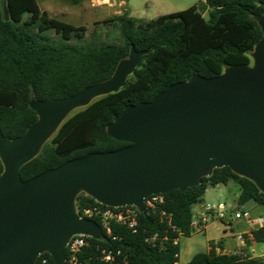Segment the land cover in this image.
Listing matches in <instances>:
<instances>
[{
  "label": "trees",
  "instance_id": "trees-1",
  "mask_svg": "<svg viewBox=\"0 0 264 264\" xmlns=\"http://www.w3.org/2000/svg\"><path fill=\"white\" fill-rule=\"evenodd\" d=\"M4 3L9 22L5 20ZM262 17L264 0H205L153 21L136 20L124 11L109 20L119 24L120 44L108 45L96 37L86 40L85 27L50 17L36 0H0V129L7 138L21 136L37 120L38 114L29 107L32 100L77 95L108 80L118 64L128 60L133 47L145 52L124 88L95 99L63 122L52 141L21 168L22 180L26 182L91 152L128 146L107 133V127L127 106L148 103L168 87L193 76L213 78L228 67L250 66V56L262 38ZM50 32L59 39L50 37ZM2 172L0 161V175ZM231 181L238 184L240 207L251 201L264 207V193L254 182L229 167L217 169L197 187L159 195L162 203L151 212L139 214L136 231L114 223L111 234L104 231L101 240L91 237L80 258L99 264L101 252L106 250L117 262L178 264L181 237L195 232L193 207L202 202L209 188ZM93 206L105 207L83 192L77 195L80 214ZM251 234L254 242L264 245V225ZM214 245L211 243L208 252L197 253L188 264H263L251 256L217 253ZM218 246L221 248L222 242ZM42 257L54 264L48 253H42L36 264Z\"/></svg>",
  "mask_w": 264,
  "mask_h": 264
},
{
  "label": "water",
  "instance_id": "water-1",
  "mask_svg": "<svg viewBox=\"0 0 264 264\" xmlns=\"http://www.w3.org/2000/svg\"><path fill=\"white\" fill-rule=\"evenodd\" d=\"M3 9L11 21L5 3ZM259 25L252 65L228 67L213 78L193 76L148 103L127 106L107 127L108 136L129 143L122 149L91 152L26 182L21 178V168L73 111L125 87L145 54L134 47L108 80L63 99L32 100L38 118L21 136L10 139L0 129V264H35L42 253L64 264L73 236L101 240L99 225L78 216L80 192L143 213L148 197L185 192L229 167L264 193V17Z\"/></svg>",
  "mask_w": 264,
  "mask_h": 264
},
{
  "label": "rangeland",
  "instance_id": "rangeland-1",
  "mask_svg": "<svg viewBox=\"0 0 264 264\" xmlns=\"http://www.w3.org/2000/svg\"><path fill=\"white\" fill-rule=\"evenodd\" d=\"M39 7L43 11H47L50 17L56 20L70 23L73 26L85 27L86 40L93 37L101 40L108 45L120 44L119 24L117 22H109L115 15L123 14L124 11L129 13L131 18L139 21H153L160 16L171 13H178L199 4L205 0H36ZM207 17V14H204ZM49 36L54 40H58V36L54 32H50ZM75 42H72L74 44ZM253 64V59H252ZM251 64V65H252ZM80 109L73 111L70 115H75ZM68 117V118H69ZM67 118V119H68ZM50 140L46 143L52 141ZM81 193V192H80ZM239 194L238 184L229 182L226 186L211 187L207 190L202 202L193 207L194 214L201 210V205L213 206L217 208L219 205L225 207L226 221L221 222L219 212L208 216L206 231L196 230L190 237L182 236L180 239V263L185 264L192 255L206 252L209 240L221 243L224 240H234L242 229L251 225L252 220L257 217L264 219V207L251 201L240 207L237 202ZM248 211L251 215L250 219L236 220V210ZM227 223H230L228 225ZM227 224V225H225ZM232 226V227H231ZM256 254L261 255L264 251V245L257 243L254 247Z\"/></svg>",
  "mask_w": 264,
  "mask_h": 264
},
{
  "label": "built area",
  "instance_id": "built-area-1",
  "mask_svg": "<svg viewBox=\"0 0 264 264\" xmlns=\"http://www.w3.org/2000/svg\"><path fill=\"white\" fill-rule=\"evenodd\" d=\"M162 201L163 200L161 196L159 195H152L148 197L145 201L144 212L153 211L158 204L162 203ZM102 206H105V205H102ZM216 212L220 213L219 218L221 222L224 223L226 221V215L224 214L225 207L223 205H219L217 208L210 206V205H207V206L201 205V210L194 214V220L192 222V227L195 229V231L203 230L205 226L204 224L206 223L208 219L207 217L208 216L213 217V213H216ZM77 213L81 219L93 220V222L99 225V227L103 230V232L106 231L108 234H111V226L114 223H117L133 231H136L139 225L138 218H139V214L141 213V211L135 206H124V207H118V206L116 207H111V206L94 207L93 206V207L84 209L82 211V214H80L77 209ZM161 215L168 218L165 212H161ZM235 218L236 220L250 219L251 215L248 211H243L240 209V210L235 211ZM227 224L229 225V223ZM257 224L260 226L264 225V219L258 218ZM91 237L92 236L90 235H84V234L73 236L67 243V246L65 249L64 264H91V262L88 259L83 260L80 258V254L83 252V250L90 245V242L88 239H90ZM235 238H236V242H238L242 248H245L249 246V243L252 244L254 242L253 236L251 233L250 234L241 233V234L236 235ZM66 251H67V254H66ZM216 251H218L219 253H223L222 249L219 248V246L216 247ZM101 253L102 255L99 258V264H128L126 259L121 262H117L114 255L111 252L102 250ZM252 253L253 254L251 255V257L260 259L262 263L264 264V251L261 255L256 254L255 251ZM233 254H235V256H240V257L246 256L243 253V250H240L239 252H235ZM48 261L49 260L47 258L42 257V259L39 261L38 264H49ZM92 264H95V263H92Z\"/></svg>",
  "mask_w": 264,
  "mask_h": 264
},
{
  "label": "crops",
  "instance_id": "crops-1",
  "mask_svg": "<svg viewBox=\"0 0 264 264\" xmlns=\"http://www.w3.org/2000/svg\"><path fill=\"white\" fill-rule=\"evenodd\" d=\"M43 11V10H42ZM47 12V11H46ZM229 184V183H228ZM227 184V185H228ZM239 194H240V190H239ZM239 194H238V196H237V198H239ZM258 218H262V217H257L256 218V220H252V222L253 223H251V225H249V227L247 226L246 228H244V229H242V231L239 233V234H241V233H248V234H250L253 230H255V229H257V228H259L260 227V225H258L257 224V219ZM229 225H230V223H229ZM232 227V226H231ZM206 229H207V227H206V225L204 226V229H203V231H206ZM181 243V242H180ZM179 243V244H180ZM211 243H214L215 245V247H217L220 243H217V242H215L214 240H209V245H208V247H207V250H206V252H208L210 249H211ZM257 243L256 242H253L251 245H249V246H247V247H245V248H242L241 246H240V244L238 243V242H236L235 241V239L234 240H224V241H222V246H221V249H222V251H223V254H233V253H235V252H239L240 250H243V253L246 255V256H251L253 253L252 252H256V249L254 248L255 247V245H256ZM217 253H219L218 251H217ZM196 254H194V255H192L191 256V258L189 259V260H186L185 261V264H188L190 261H191V259L195 256ZM179 263H180V260H179ZM178 263V264H179Z\"/></svg>",
  "mask_w": 264,
  "mask_h": 264
}]
</instances>
